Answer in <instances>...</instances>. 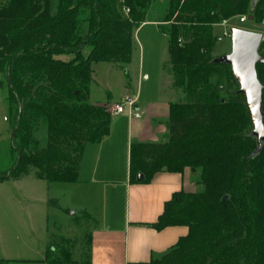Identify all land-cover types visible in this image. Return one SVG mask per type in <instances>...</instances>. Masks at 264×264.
<instances>
[{"label": "trees", "instance_id": "obj_1", "mask_svg": "<svg viewBox=\"0 0 264 264\" xmlns=\"http://www.w3.org/2000/svg\"><path fill=\"white\" fill-rule=\"evenodd\" d=\"M251 1L167 0L163 21L169 23L172 87L184 100L169 104L165 142L131 143L129 181L147 183L162 170L199 169L203 188L174 192L164 202L162 212L148 225L158 231L183 225L187 232L163 254L139 264H264V148L253 155L255 140L249 135L244 97L237 93L230 67L212 62L211 56L217 40L214 25L242 15L264 22V0L253 6ZM151 3L0 4V73L7 81L6 120L13 129L16 153L11 167L0 172V182L20 179L30 169L47 183L78 181L84 147L100 142L112 119L106 104L89 102L91 64L130 62L133 31L145 21ZM70 53L67 60L58 58ZM256 72L264 86V64H257ZM262 112L264 125V88ZM39 122L46 129L43 147L33 137ZM139 173L142 178L136 180ZM88 256L89 249L86 264ZM42 261L68 263L48 261L47 249ZM8 263L0 259V264Z\"/></svg>", "mask_w": 264, "mask_h": 264}, {"label": "rangeland", "instance_id": "obj_2", "mask_svg": "<svg viewBox=\"0 0 264 264\" xmlns=\"http://www.w3.org/2000/svg\"><path fill=\"white\" fill-rule=\"evenodd\" d=\"M4 1L0 0V4ZM166 7L167 0H153L147 18L159 19L163 32L152 23L135 28L128 64L92 62L90 103L120 102L125 93L130 94L126 89L128 84L135 91H141V98L158 97L172 102L184 100L178 89L159 90L170 78L168 75L171 76L166 36L169 23L163 21ZM240 18H244V21L240 22ZM229 27L260 32L264 37V22H255L246 15L214 25L213 33L217 40L211 50L213 58L230 51V37L225 35ZM261 49L264 52V39ZM71 57L70 53L59 55L58 58L67 60ZM155 91L158 93L154 94ZM6 94L7 81L0 73V172L10 168L16 158L13 129L6 120ZM33 137L39 147L45 145L46 129L41 122L35 127ZM116 165V175L121 177L120 159L119 165ZM87 166L85 164V168ZM33 174L34 169H30L20 179L0 182V259H8V264H44L42 259L46 247L48 261L67 260V264H86L89 231L97 221L95 212L100 215L106 208L94 203H98L103 196L109 198L114 201L112 208L115 216H122L124 195L120 190L121 183L103 186L104 182L96 183L90 177L87 182L76 185L47 183ZM115 184L118 185L112 190Z\"/></svg>", "mask_w": 264, "mask_h": 264}, {"label": "crops", "instance_id": "obj_3", "mask_svg": "<svg viewBox=\"0 0 264 264\" xmlns=\"http://www.w3.org/2000/svg\"><path fill=\"white\" fill-rule=\"evenodd\" d=\"M146 23L160 28L159 19H148L147 16L138 27ZM168 76V81L159 89L161 92L172 91V75ZM126 89L136 96L135 107L140 116L134 118L126 112L112 115L108 134L100 142L88 143L84 147L78 181L72 184L87 182L88 177L96 183L104 182L103 186L108 183H121L120 190L124 195V211L120 217L113 213V200L103 196L98 203H94L106 208L100 215L95 212L97 221L89 231V264H139L160 256L173 246L180 236L186 234L187 228L175 225L158 231L148 224L156 220L162 212L164 202L169 200L174 192H193L203 188L199 182V169L191 172L184 168L180 173L162 170L155 172L147 183L129 181L128 160L131 143H162L167 140L169 104L172 101L158 97L141 98V91H135L131 84H128ZM156 93L158 91L154 94ZM114 103L103 104L110 109ZM85 164H88L86 168ZM116 164L122 167L121 177L116 175ZM117 185L111 189L114 190ZM43 263L50 264L44 261Z\"/></svg>", "mask_w": 264, "mask_h": 264}, {"label": "water", "instance_id": "obj_4", "mask_svg": "<svg viewBox=\"0 0 264 264\" xmlns=\"http://www.w3.org/2000/svg\"><path fill=\"white\" fill-rule=\"evenodd\" d=\"M257 0H252L253 6ZM230 51L214 57L212 62L223 63L230 67L235 80L237 93L244 97L249 113L251 129L249 135L255 140L253 155L259 154L264 148V125L262 112V90L264 86L259 82L256 72L257 64H264V56L259 53L263 42V34L242 28L229 27ZM223 101V100H222ZM139 173L136 180H140ZM72 213V212H71Z\"/></svg>", "mask_w": 264, "mask_h": 264}, {"label": "built area", "instance_id": "obj_5", "mask_svg": "<svg viewBox=\"0 0 264 264\" xmlns=\"http://www.w3.org/2000/svg\"><path fill=\"white\" fill-rule=\"evenodd\" d=\"M128 10L124 9V12L126 13ZM244 21V18H240V22ZM226 36H230L229 32H225ZM136 103V96L132 94L125 93L122 96V99L120 102L114 103L110 107V112L115 115V114H120V113H127L128 116L137 118L140 116V112L138 109L135 107Z\"/></svg>", "mask_w": 264, "mask_h": 264}]
</instances>
